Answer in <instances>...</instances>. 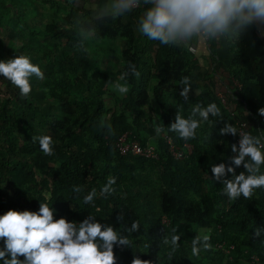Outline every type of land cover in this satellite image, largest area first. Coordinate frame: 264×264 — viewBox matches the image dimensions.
I'll return each mask as SVG.
<instances>
[{
	"label": "trees",
	"instance_id": "obj_1",
	"mask_svg": "<svg viewBox=\"0 0 264 264\" xmlns=\"http://www.w3.org/2000/svg\"><path fill=\"white\" fill-rule=\"evenodd\" d=\"M39 3L52 8L51 29L40 26L44 21L38 3L30 10L39 16L35 22L28 16L29 6L24 1L0 0V24L13 17L17 28L28 36L45 37L43 55L32 60L41 67L45 79L33 76L27 97H21L14 85L15 96L0 100V215L9 209L38 211L40 202L55 209L54 218L63 216L77 224L91 214L130 239L131 247L114 246L116 264H131L136 256L152 264H242L254 255L258 264H264V234L253 236L254 228L264 229V188L256 189L251 200L241 196L231 201L222 195L223 185L210 169L211 164H227L226 158L232 154L231 144L237 135L219 133L226 123H244V131L264 137V115L259 114L264 107V37L252 28L235 38L231 75L240 86L221 93L210 75L196 69V59L187 46L161 45V63L156 66L145 50L141 33L121 18L99 22L88 10L72 5L65 8L55 0ZM89 28L95 29L92 38L77 35ZM90 40L109 43V50L121 47L120 64H115L107 51L92 46ZM78 41L83 42L87 53L75 47ZM2 42L0 38V60H5L7 48ZM130 62L141 76L129 78L130 91L121 101L124 105L108 108L104 96L107 87L123 83L119 76ZM185 76L192 88L188 101L179 95L180 80ZM212 102L221 109L222 119L210 116L201 124L196 137L186 140L192 151L179 164L169 151L167 139L157 135L156 126H163L181 145L183 139L168 131L176 112L187 118L196 103L207 106ZM102 123L110 124L112 133ZM126 131L142 144L154 138L158 158L120 155L115 143ZM42 134L52 136L54 155H44L38 142H32V136ZM154 166L161 182L157 191L148 174ZM243 170L242 165L236 168L237 174ZM109 176L117 178L113 185L116 191L104 198L99 192ZM230 177L228 174L226 178ZM74 186H81L83 191L74 192ZM93 188L97 198L85 204L83 197ZM121 212L123 219L117 220ZM133 221L140 227L129 233L126 229ZM192 227L214 229L213 249L202 251L199 258L191 255L196 233ZM173 228L180 236L174 253L163 244L164 235L170 237ZM222 240L227 248L232 246L228 253L216 246Z\"/></svg>",
	"mask_w": 264,
	"mask_h": 264
},
{
	"label": "clouds",
	"instance_id": "obj_2",
	"mask_svg": "<svg viewBox=\"0 0 264 264\" xmlns=\"http://www.w3.org/2000/svg\"><path fill=\"white\" fill-rule=\"evenodd\" d=\"M73 3L89 7L92 18L99 22L124 17L147 5L137 21V31L166 46H187L194 40L219 42L224 37L239 39L242 33L252 28L264 37V0H73ZM77 35L90 39L95 35V29L89 28ZM75 47L82 53L88 51L82 41H78ZM0 76L15 85L21 97L31 93L33 76L41 81L45 79L41 67L27 54H15L7 60H0ZM140 76L137 66L130 62L120 73L119 80L123 83H117L115 90L122 95L129 93V78L139 79ZM180 85L179 95L188 101L192 89L190 78L182 77ZM259 114L264 115V107L259 109ZM210 116L222 119L221 109L215 102L207 106L196 103L187 118L177 111L168 131L177 133L183 140L194 139L197 129ZM102 126L112 133L110 124L102 123ZM155 131L160 135L164 128L156 126ZM219 133L222 136L238 135L239 142L238 145L231 144L232 154L227 156V164L220 162L210 167L212 176L223 185L222 195L229 200L235 201L241 196L251 200L256 189L264 188V172H261L264 137L238 131L232 123H226ZM31 139L33 143L38 142L44 155H54L51 135H34ZM241 165L244 170L237 174L236 168ZM228 174H231L230 178H226ZM116 179L115 176L108 177L100 189L101 197L107 198L115 193ZM73 191L80 193L83 188L74 186ZM97 195L93 188L84 195L83 202L92 204ZM54 212L49 203L40 202L38 211L9 209L0 215V240L3 241L0 260L3 264H116L114 246L131 247L128 236L119 233L112 225L102 224L91 214L77 224L63 216L54 218ZM122 219L121 212L117 220ZM139 227V222L133 221L126 231L136 232ZM176 233L177 229L173 228L170 237H163V244L170 246L172 253L180 246V236ZM262 234L264 229H253L255 238ZM210 241L209 234L195 236L191 242V255L199 258L202 251L212 250ZM131 264H152V261L136 256Z\"/></svg>",
	"mask_w": 264,
	"mask_h": 264
},
{
	"label": "rangeland",
	"instance_id": "obj_3",
	"mask_svg": "<svg viewBox=\"0 0 264 264\" xmlns=\"http://www.w3.org/2000/svg\"><path fill=\"white\" fill-rule=\"evenodd\" d=\"M34 18L36 19L35 16H34ZM9 19H10L9 21H7L5 23H4V21H2L3 23L0 24V38L3 41L2 44L5 46V49L7 48L6 52H5V56H6L5 60L12 58L15 54H27L31 57V60L41 57L43 55L42 46L44 45L45 37L44 36H38V37L28 36L27 33L22 32L20 29L17 28L15 19L13 17H11ZM36 21H38V20H36ZM40 21H41V19H40ZM40 26L45 27L41 22H40ZM46 28L51 29V26H46ZM90 44L92 46L99 47L100 52L107 51V53H110L109 55H110L112 61H114V63L117 65L120 64V62H121L120 48L121 47L114 46L113 50H109V48H110L109 43L103 44L102 42L96 41V40H90ZM37 61H38V59L35 60V62H37ZM155 62L157 63L156 66H159L161 63V57H158V58L156 57ZM102 64L104 65V63H102ZM233 73H234V71H232V74ZM116 82H117V80H116ZM233 83L236 86L237 79L235 77L233 78ZM115 86H116V84L109 85L107 87V94L104 95L106 98L107 107L111 108V109H114L120 105H124L123 102L121 103L124 95H122L118 91H116ZM15 90H16V88L14 87V85L10 81H8L4 77L0 76V100L1 101H4L8 98H13L15 96ZM116 98L118 99V102H115L114 99H116ZM154 105L155 104L153 103V106ZM123 108L125 111H127V107L123 106ZM240 126H241L240 123L238 121H236L235 127L238 129V131L240 129ZM160 136L162 138H165V139L170 138L165 130L163 133L160 134ZM237 138H238V135H237ZM237 138H236V141H237ZM170 139L172 140V138H170ZM236 141H235V143H236ZM148 142L156 143V140L151 137ZM174 144L178 147H180L181 145H182L181 147H183L184 144H189V142H187L186 140H182L181 145H178L175 142H174ZM178 163L182 164V161H178ZM200 164H201V162H200ZM211 165H214V164H211ZM148 174H149L151 180L155 182L156 185L154 188L157 191L158 188H160V186H161V182L157 180L158 175H159L158 168L156 166L152 167L149 170ZM202 175H204L205 178H209V174L207 172L202 171ZM207 190L208 191L211 190L209 185L207 186ZM164 221L166 223L168 222V220L165 217L163 218V222ZM192 229L194 230V232H196L195 236L209 234L211 237L213 234V231H214L213 228L192 227ZM216 246L217 247L220 246V248H222V250L225 253H228V249L230 247H232L230 245L229 248H227L224 240L217 242ZM258 262L259 261H258L257 256L254 255L253 259L251 258L250 260H245L242 262V264H258ZM0 264H2V263H0Z\"/></svg>",
	"mask_w": 264,
	"mask_h": 264
},
{
	"label": "crops",
	"instance_id": "obj_4",
	"mask_svg": "<svg viewBox=\"0 0 264 264\" xmlns=\"http://www.w3.org/2000/svg\"><path fill=\"white\" fill-rule=\"evenodd\" d=\"M14 2H21L28 4L27 14L28 16L35 22L38 20V15H34L30 13L31 7L37 5L36 3L39 0H12ZM57 1L58 5L64 4V7H70L71 5L78 10H88L90 15L93 17V13L90 11V8L81 5L77 6L73 3V0H55ZM11 3V1H10ZM10 3L8 5L10 6ZM39 10L42 11V23L44 26H50L49 24L51 19L49 13L51 12L52 8H50L47 4H39L37 5ZM147 5H142L140 8L133 10L132 13L127 14L124 17H121L122 20L125 22L130 23L137 29V21L139 17L143 14L144 10L146 9ZM29 11V12H28ZM36 17V19L34 18ZM234 37H224L217 41H206V40H194L191 44L187 45L188 51L191 56L196 59V69L203 75H210L211 81L215 82L216 88L219 92L230 91L233 89L235 84L233 83V76L232 74V44L234 42ZM141 41L145 45V50L151 55L154 64L157 65L155 62V58L160 57V50L161 44L158 41L149 40L146 36L141 34ZM109 54V53H108ZM213 77V78H212Z\"/></svg>",
	"mask_w": 264,
	"mask_h": 264
},
{
	"label": "built area",
	"instance_id": "obj_5",
	"mask_svg": "<svg viewBox=\"0 0 264 264\" xmlns=\"http://www.w3.org/2000/svg\"><path fill=\"white\" fill-rule=\"evenodd\" d=\"M236 86H240L238 80ZM240 130H243L242 126L244 123L240 124ZM169 145V151L172 156L178 160L182 161L188 154L192 151V146L190 144H184L183 148L178 147L174 142L167 138ZM239 136L237 138L236 144L238 145ZM115 147L120 155L123 156H141L148 159H157V147L155 143L147 142L145 144L140 143L137 139L130 136L128 131L123 132L116 140Z\"/></svg>",
	"mask_w": 264,
	"mask_h": 264
}]
</instances>
